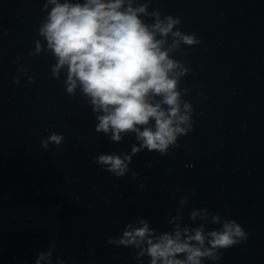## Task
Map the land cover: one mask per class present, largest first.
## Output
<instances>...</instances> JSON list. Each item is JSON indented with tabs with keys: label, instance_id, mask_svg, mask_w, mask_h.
I'll use <instances>...</instances> for the list:
<instances>
[{
	"label": "water",
	"instance_id": "1",
	"mask_svg": "<svg viewBox=\"0 0 264 264\" xmlns=\"http://www.w3.org/2000/svg\"><path fill=\"white\" fill-rule=\"evenodd\" d=\"M42 4L0 0V264H34L52 239L65 264H135L133 249L108 245L109 235L137 216L170 229L183 196L185 223L191 209L207 207L249 233L218 264H264V0H152L150 8L182 17L181 30L202 40L177 56L190 67L181 87L195 123L168 155L135 156L136 180L94 162L130 152L134 136L113 143L96 133L85 101L51 78V56H28ZM17 56L35 83L13 82ZM53 131L64 143L42 149Z\"/></svg>",
	"mask_w": 264,
	"mask_h": 264
},
{
	"label": "clouds",
	"instance_id": "2",
	"mask_svg": "<svg viewBox=\"0 0 264 264\" xmlns=\"http://www.w3.org/2000/svg\"><path fill=\"white\" fill-rule=\"evenodd\" d=\"M152 0H43L44 13L37 28L30 57L49 54L51 78L62 81L69 96L85 101L95 118V132L120 143L134 136L130 152L101 153L96 165L120 179L131 173L133 158L147 150L161 156L180 147V138L194 130L195 108L185 99L182 80L190 72L187 62L178 59L184 47L202 43L196 33L181 30L183 19L150 8ZM16 57L20 84L26 76L35 83L27 65ZM203 97V94H200ZM206 99V97H203ZM65 137L51 132L41 138L40 147H59ZM192 167L193 165H187ZM151 168L152 164L146 165ZM143 188V184L140 185ZM179 191V189H178ZM189 199L178 201L176 214H169L162 231L149 218L137 216L125 223L107 243L133 249L135 264H218L223 251L249 239V233L235 219L212 213L207 207L191 209L185 223ZM119 223V220L114 221ZM210 225L217 227L210 228ZM57 241L37 253L34 264H65L55 256Z\"/></svg>",
	"mask_w": 264,
	"mask_h": 264
}]
</instances>
